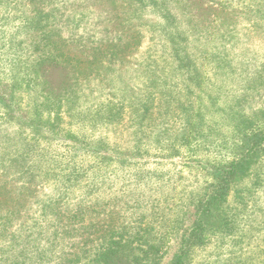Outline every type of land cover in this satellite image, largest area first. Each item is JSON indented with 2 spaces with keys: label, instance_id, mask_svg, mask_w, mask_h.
<instances>
[{
  "label": "rangeland",
  "instance_id": "rangeland-1",
  "mask_svg": "<svg viewBox=\"0 0 264 264\" xmlns=\"http://www.w3.org/2000/svg\"><path fill=\"white\" fill-rule=\"evenodd\" d=\"M0 83V264H264V0H0Z\"/></svg>",
  "mask_w": 264,
  "mask_h": 264
},
{
  "label": "trees",
  "instance_id": "trees-1",
  "mask_svg": "<svg viewBox=\"0 0 264 264\" xmlns=\"http://www.w3.org/2000/svg\"><path fill=\"white\" fill-rule=\"evenodd\" d=\"M55 64V63H54ZM56 65H54V68ZM39 72L42 74L43 73V67L42 70L41 68L38 69ZM42 71V72H41ZM8 85H1L0 83V107L4 111V114L6 116H11L13 113V105L15 104L16 97L18 95L19 89L16 87V89H13V86L9 88V91L6 90V87ZM8 92V93H6ZM19 121V120H18ZM257 137H255L253 140H255ZM259 143H254L252 145L253 148H257ZM256 150V149H254ZM250 152V150H249ZM247 156L242 157L240 160L237 162H232L229 164L228 168L225 173L222 176H219L218 179L221 180L219 184H221V188L217 189L216 191L213 192V194L206 200L203 206H201L199 210V219L196 222L195 226L192 229V233L194 235H197V232H199L203 226H204V221L205 218L211 216V209L213 208V205L216 204L217 201H223L225 200L226 194H227V188L231 182V179H233L236 175L241 173L243 171V166L245 164V161ZM185 245L184 247H186ZM111 252H109L110 254ZM186 252L184 249L180 250L178 255L176 256V259L174 261V264H183V257ZM112 254V253H111ZM108 254L104 256L101 259V264H109V260L107 259ZM112 257V256H111ZM114 258V256H113Z\"/></svg>",
  "mask_w": 264,
  "mask_h": 264
}]
</instances>
